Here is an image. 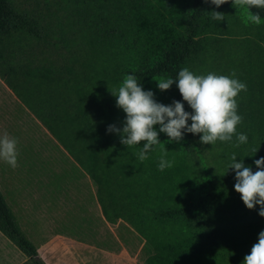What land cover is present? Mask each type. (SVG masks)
Segmentation results:
<instances>
[{
	"label": "trees",
	"instance_id": "obj_1",
	"mask_svg": "<svg viewBox=\"0 0 264 264\" xmlns=\"http://www.w3.org/2000/svg\"><path fill=\"white\" fill-rule=\"evenodd\" d=\"M248 11L232 0L219 8L210 0H0V80L62 153L50 175L60 185L46 190L51 206L61 197L71 239L117 253L108 225L123 222L141 241V264H243L264 231L260 206L245 207L229 169L232 154L253 172L264 157V9H251L259 25ZM185 67L236 72L246 84L236 98L237 132L248 141L204 145L200 135L170 141L159 133L141 162L144 142L126 147L107 132L126 120L111 92L135 75L157 103L179 101L191 113L176 84L161 91L156 81L177 79ZM164 148L174 165L160 171ZM24 163V184L42 185L45 162ZM0 234L24 256L21 264H44L1 193Z\"/></svg>",
	"mask_w": 264,
	"mask_h": 264
},
{
	"label": "clouds",
	"instance_id": "obj_2",
	"mask_svg": "<svg viewBox=\"0 0 264 264\" xmlns=\"http://www.w3.org/2000/svg\"><path fill=\"white\" fill-rule=\"evenodd\" d=\"M208 2V0H205ZM217 8L228 0H210ZM235 8H247V20L259 25V13H253L252 8L264 9V0H232ZM214 21L224 20L225 15L220 12L210 13ZM161 91H167L176 84L183 101L192 109L185 111L184 104L173 101L165 106L157 103L152 91H144L135 75H127L118 90L111 92L116 98V106L126 114L124 126L121 129L109 125L108 133L120 135V142L126 147L138 146L144 142L143 147L136 154L143 162L148 159V153L154 146L160 144L159 133H164L170 141H180L184 132L200 135V143L214 145L217 141L232 142L236 138L235 146L245 144L248 137L238 133L237 128L242 123L238 115L236 98L241 91H246V84L236 78V72L231 75H218L210 72L207 75H196L187 67L179 71L178 78H163L156 80ZM188 121H191L189 126ZM159 125V132L155 126ZM18 140L8 133L0 135V160L12 168L18 166L19 152ZM168 151L164 148L159 159V170L171 168L174 161L166 159ZM229 169L235 170V191L240 195L245 207L253 210L260 206L259 215L264 217V157L255 161L257 171L245 166L243 160L237 162L232 154ZM243 264H264V231L258 236L250 254L244 257Z\"/></svg>",
	"mask_w": 264,
	"mask_h": 264
},
{
	"label": "rangeland",
	"instance_id": "obj_3",
	"mask_svg": "<svg viewBox=\"0 0 264 264\" xmlns=\"http://www.w3.org/2000/svg\"><path fill=\"white\" fill-rule=\"evenodd\" d=\"M5 132L18 140V162L24 161L25 158L32 163L36 158L45 162L44 173L40 177V182L43 184L33 182L28 186L29 188L50 190L51 187L60 185L54 183L55 180H52L50 175L59 171L58 163L63 161L59 158L62 153L57 150L48 133L34 119L31 112L0 84V135ZM13 169L0 160V193L10 211L12 208L10 179ZM28 201L26 197L24 204L27 206ZM39 214V217H42L41 227L31 240L38 247V256L47 264H141L139 252L141 241L123 222L108 225L109 232L121 243L120 251L112 253L92 245L78 243L69 237L55 238L54 233L58 230L71 234L69 230L62 227L59 229V225L55 224L57 219H62L63 211L47 212L43 206ZM46 238L50 239V243L39 247V243ZM22 259L21 255L14 252V245L0 234V264H19Z\"/></svg>",
	"mask_w": 264,
	"mask_h": 264
},
{
	"label": "crops",
	"instance_id": "obj_4",
	"mask_svg": "<svg viewBox=\"0 0 264 264\" xmlns=\"http://www.w3.org/2000/svg\"><path fill=\"white\" fill-rule=\"evenodd\" d=\"M0 84L4 86V88L9 91L10 95L14 98L12 92L5 86L2 80H0ZM42 127V126H41ZM20 161V160H19ZM11 184H10V191L12 197V208L11 213L13 218L18 226V228L25 234L26 238L34 245L36 248V253L38 252V247L36 244L31 240V237H34L35 234L38 233L39 228L41 227L40 224L42 223V217H39V213L41 212V207L44 206L45 211H52V210H60L63 211L61 206L59 205L61 197L58 195L57 198V205L51 206L49 204L50 195L49 192L44 190H33L31 187L29 188L27 184H24L26 181V164L24 161L18 162V166L14 168L11 172ZM33 184V182H31ZM28 187V188H27ZM28 198V206L24 204L25 198ZM15 200V201H14ZM21 204V205H20ZM64 208V207H63ZM54 221V220H53ZM56 221V220H55ZM65 213L62 216V219H57L55 224L59 225V229L61 225H65ZM58 228V226H56ZM66 229L65 226L62 227ZM55 238L58 237H69L71 234H67L63 230L57 231L54 233ZM71 239V238H70ZM73 240V239H72ZM50 239H43V242L39 243V247L46 246ZM77 242V241H76ZM80 243V242H78ZM83 244V243H81ZM14 252L17 255H21L23 259L20 261L21 264L24 261V256L20 253V251L14 246ZM39 259L44 264H47L41 257L38 256Z\"/></svg>",
	"mask_w": 264,
	"mask_h": 264
}]
</instances>
